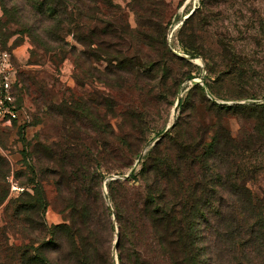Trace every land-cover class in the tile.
I'll list each match as a JSON object with an SVG mask.
<instances>
[{
  "label": "rangeland",
  "instance_id": "rangeland-1",
  "mask_svg": "<svg viewBox=\"0 0 264 264\" xmlns=\"http://www.w3.org/2000/svg\"><path fill=\"white\" fill-rule=\"evenodd\" d=\"M1 2L0 47L13 55L28 122L20 124L23 130L0 127L7 170L4 182L0 175V200L6 196L0 264H121L119 255L123 264H137L131 245L119 246L107 184L133 172L138 177L142 158L157 146L175 157L166 135L172 137L179 119L194 144L184 161L188 169L198 172L206 160L220 169L222 181L245 186L264 207V0H99L93 36L68 37L65 58L37 49L14 21L3 28ZM3 2L19 8L13 11L19 23L32 24L25 1ZM178 99L183 107L175 109ZM217 140L222 146L215 151ZM44 147L68 154L64 168L52 164L63 177L41 178ZM95 154L102 155L97 191L109 222L102 231L105 252L101 260L78 262L68 238L52 242L55 228L70 223L67 204L80 194L68 175L70 159L78 165ZM124 196L119 191L120 201Z\"/></svg>",
  "mask_w": 264,
  "mask_h": 264
},
{
  "label": "trees",
  "instance_id": "trees-1",
  "mask_svg": "<svg viewBox=\"0 0 264 264\" xmlns=\"http://www.w3.org/2000/svg\"><path fill=\"white\" fill-rule=\"evenodd\" d=\"M22 1L26 2L34 18L32 24L19 23L13 14L15 10L20 13L19 8H9L2 0L6 17L3 28L14 21L13 24L20 27L17 33L28 36L31 43L44 53L65 58L69 54L65 49L69 45L68 37L80 41L93 36L94 13L99 0ZM100 1L105 3V0ZM187 55L194 57L191 51ZM14 93L17 105L23 107L17 84ZM217 106L225 108L224 105ZM181 107L182 101L178 108ZM24 128L22 125L18 127L20 130ZM171 135L166 136L176 147L175 157L158 152L157 146L142 158L145 162L141 163L138 177L133 172L123 181L107 184L108 196L115 204L119 246L130 244L137 264H264L262 204L245 186L222 181L220 169L216 165L207 166L206 160L205 164L200 163L198 172L188 169L184 161L193 154L194 144L184 136V123L180 119L174 124ZM221 146L222 141L217 140L215 151ZM195 148H201V143H197ZM199 150L206 153V149ZM87 156V161H77L78 165H73L74 161L70 159L72 172L68 175L80 188V194L67 204L66 209L72 212L70 223L55 228L58 238L52 242L58 244L63 238H68L70 253L78 262L79 259L83 262L94 261L95 258L101 260L100 254L105 252L102 231L109 226L104 202L97 191L103 181V176L97 172L102 155ZM71 158L74 155L71 154ZM66 160L68 163V154L60 152L55 155L44 147L41 178L48 175L63 177L65 172L54 170L52 164L64 168ZM0 166L4 168L0 172L4 182L6 161L1 156ZM29 168L35 171L31 165ZM131 180L140 186L132 184ZM119 191L124 192V200L120 201ZM40 194L41 190L35 192L37 197ZM224 194L236 199L225 201L220 197ZM5 198L4 195L0 204ZM207 245L213 249L209 254ZM119 259L123 264L122 255Z\"/></svg>",
  "mask_w": 264,
  "mask_h": 264
},
{
  "label": "built area",
  "instance_id": "built-area-1",
  "mask_svg": "<svg viewBox=\"0 0 264 264\" xmlns=\"http://www.w3.org/2000/svg\"><path fill=\"white\" fill-rule=\"evenodd\" d=\"M16 80L13 55L0 49V127H19L28 122L23 107L17 105L14 93Z\"/></svg>",
  "mask_w": 264,
  "mask_h": 264
},
{
  "label": "water",
  "instance_id": "water-1",
  "mask_svg": "<svg viewBox=\"0 0 264 264\" xmlns=\"http://www.w3.org/2000/svg\"><path fill=\"white\" fill-rule=\"evenodd\" d=\"M179 103H180V100L178 99L177 100V102H176V104H175V109H178V107H179ZM171 127H169V129H170ZM167 133V131L161 136V137H159L158 139H157V141H159L165 134ZM157 141H155V142H157ZM115 243H117V240H116V242Z\"/></svg>",
  "mask_w": 264,
  "mask_h": 264
}]
</instances>
